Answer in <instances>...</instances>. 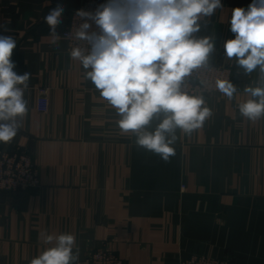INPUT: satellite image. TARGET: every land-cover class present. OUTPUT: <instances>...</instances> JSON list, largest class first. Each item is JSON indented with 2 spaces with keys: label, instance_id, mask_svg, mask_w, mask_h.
<instances>
[{
  "label": "crops",
  "instance_id": "0c3cea01",
  "mask_svg": "<svg viewBox=\"0 0 264 264\" xmlns=\"http://www.w3.org/2000/svg\"><path fill=\"white\" fill-rule=\"evenodd\" d=\"M82 0H0V35L17 41L18 73H31L28 112L4 149L29 152L40 185L0 192V264H29L43 251L42 232L71 233L80 260L108 248L127 264H176L193 253L264 264V118H243L238 104L257 73L237 74L224 57L233 39L231 10L253 0H222L200 35H212L211 62L229 66L232 100L205 95L212 116L191 136L178 135L169 162L122 133L115 110L71 61L62 36ZM65 6L59 46L44 22ZM242 72V70H241Z\"/></svg>",
  "mask_w": 264,
  "mask_h": 264
},
{
  "label": "clouds",
  "instance_id": "9594fccd",
  "mask_svg": "<svg viewBox=\"0 0 264 264\" xmlns=\"http://www.w3.org/2000/svg\"><path fill=\"white\" fill-rule=\"evenodd\" d=\"M224 7L222 0H101L92 9H78L67 54L79 63L101 99L115 110L116 125L132 133L135 144L164 162L175 156L179 134L201 129L212 110L205 93L215 88L232 100L238 92L230 78L210 82L216 40L200 35L207 18ZM65 6L51 8L44 22L53 44ZM233 39L224 41V57L234 61L237 74L257 73L254 86L243 93L240 115L252 122L264 118V0L247 9L231 10L228 22ZM17 41L0 35V143H10L28 112L25 93L31 73H18L12 59ZM242 70V72H241ZM47 247L29 264H80L76 238L71 233L40 234Z\"/></svg>",
  "mask_w": 264,
  "mask_h": 264
},
{
  "label": "built area",
  "instance_id": "2783aa9c",
  "mask_svg": "<svg viewBox=\"0 0 264 264\" xmlns=\"http://www.w3.org/2000/svg\"><path fill=\"white\" fill-rule=\"evenodd\" d=\"M63 1V0H50ZM101 0H82L75 7L70 15L69 24L63 30L62 36L68 43L71 37L66 35L75 23L74 13L78 9H92ZM212 63V62H211ZM214 65L213 71L207 74L210 82L216 78H230L232 80V70L229 66L223 64ZM219 93L215 88H210L205 95ZM40 185L37 167L31 154L21 149H4L0 147V192L11 194H20L36 189ZM80 264H127L126 261L115 251L108 248H99L92 251L85 259L80 260ZM176 264H233L229 257H211L202 253H193L187 258H179Z\"/></svg>",
  "mask_w": 264,
  "mask_h": 264
}]
</instances>
